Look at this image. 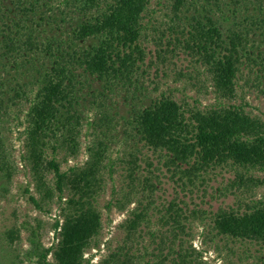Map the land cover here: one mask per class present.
Returning <instances> with one entry per match:
<instances>
[{
	"label": "trees",
	"instance_id": "1",
	"mask_svg": "<svg viewBox=\"0 0 264 264\" xmlns=\"http://www.w3.org/2000/svg\"><path fill=\"white\" fill-rule=\"evenodd\" d=\"M52 1L0 0V122L10 107L26 104L27 159L36 175L43 170L54 175L62 223L55 220L58 244L44 252L41 264H83L84 252L101 230L94 206L103 190L106 149L101 143L89 148L86 163L67 172L47 156L63 150L77 157L80 107L90 81L110 89L132 84L143 62L139 42L151 0H66L57 8ZM173 1L175 16L193 11L186 50L206 69L215 95L227 104L200 109L161 97L134 113L135 134L178 175L200 177L227 166L264 173V121L230 104L245 67L251 74L257 68V77L264 80V0H228L224 9L223 0H203L220 10L218 17L203 6L196 8L192 0ZM251 2L256 13L244 18L241 11ZM178 212L179 207L174 218ZM145 218V213H133L125 224L128 237ZM174 218L177 232L181 227ZM213 221L221 236L264 245V201L243 212L220 210ZM173 254V264H191L187 251Z\"/></svg>",
	"mask_w": 264,
	"mask_h": 264
},
{
	"label": "rangeland",
	"instance_id": "2",
	"mask_svg": "<svg viewBox=\"0 0 264 264\" xmlns=\"http://www.w3.org/2000/svg\"><path fill=\"white\" fill-rule=\"evenodd\" d=\"M223 1L222 9L229 3ZM52 3L57 8L66 0ZM173 3L151 0L139 42L143 62L131 85L110 89L90 81L80 107L77 157H68L63 150L47 156L67 172L86 163L89 148L101 143L106 149L103 190L94 206L101 216V230L84 252L88 263L83 264H173L177 261L173 253L179 249L188 252L191 264H264L263 244L221 236L213 221L220 210L243 212L263 202L264 184L259 181L264 173L237 172L227 166L201 172L200 177L175 174L164 166L161 153L140 141L131 124L135 112L161 97L200 109L227 104L215 95L206 69L186 50L193 11L175 16ZM192 3L220 15L213 3ZM255 6L251 2L241 16L255 14ZM251 30L256 33V27ZM252 69L253 74L246 67L242 70L237 97L230 104L264 121V80L257 77V68ZM27 109L26 104H15L0 122V264H41L44 252L58 244L55 220L62 223L53 173L43 170L36 175L27 159ZM178 207L181 212L174 218ZM136 212L146 218L128 237L125 224ZM172 218L179 220L177 232ZM46 262H53V252Z\"/></svg>",
	"mask_w": 264,
	"mask_h": 264
}]
</instances>
